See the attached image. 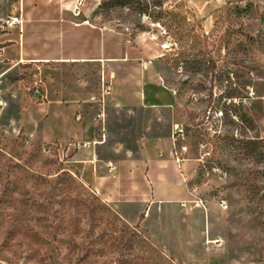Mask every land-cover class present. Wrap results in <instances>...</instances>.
Returning a JSON list of instances; mask_svg holds the SVG:
<instances>
[{
	"label": "rangeland",
	"instance_id": "1",
	"mask_svg": "<svg viewBox=\"0 0 264 264\" xmlns=\"http://www.w3.org/2000/svg\"><path fill=\"white\" fill-rule=\"evenodd\" d=\"M263 4L85 0L82 18L161 33L151 49L186 108L175 157L192 200L182 207L200 210L190 219L207 224L204 238L188 231L180 243L165 227L164 240L168 220L126 225L82 182L79 141L31 139L0 106V264H264Z\"/></svg>",
	"mask_w": 264,
	"mask_h": 264
},
{
	"label": "crops",
	"instance_id": "2",
	"mask_svg": "<svg viewBox=\"0 0 264 264\" xmlns=\"http://www.w3.org/2000/svg\"><path fill=\"white\" fill-rule=\"evenodd\" d=\"M20 14L21 25L6 24ZM150 35L75 17L60 0H0L1 108L14 110L19 131L36 141L66 147L99 140L78 151L84 185L126 225L168 220L161 224L164 240L165 227H171L186 243L188 231L203 239L207 224L190 219L200 210L184 214L192 197L175 150L176 125L186 121V108L178 78L170 76L160 51L151 49L161 33ZM102 80L110 92L100 120ZM38 81L43 98L30 92Z\"/></svg>",
	"mask_w": 264,
	"mask_h": 264
},
{
	"label": "built area",
	"instance_id": "3",
	"mask_svg": "<svg viewBox=\"0 0 264 264\" xmlns=\"http://www.w3.org/2000/svg\"><path fill=\"white\" fill-rule=\"evenodd\" d=\"M61 6L64 10H69L75 17H80L82 15V7L85 4V0H60ZM263 20H264V4H263ZM23 15L20 14L19 16H15L7 20L6 24L8 26H15V25H21L23 23ZM179 71L183 70L182 63L178 67ZM30 92L32 93L33 96L38 97V98H43L44 97V92L42 89L41 82H35L33 87L30 88ZM110 92V83L105 82V80H102V87H101V95L97 99V101L100 103L101 109L99 113L97 114V119L102 120L105 111H104V95L105 93ZM174 93L176 94L177 92L174 90ZM0 106H3V102L0 100ZM77 120L82 119V115L80 113L77 114L76 116ZM181 132L182 135H184V130L181 128L179 125H176V134L177 132ZM177 139V138H176ZM100 141L96 139L92 140H83L79 142L74 143V147L78 149L82 148H90L94 147L96 144H98Z\"/></svg>",
	"mask_w": 264,
	"mask_h": 264
},
{
	"label": "trees",
	"instance_id": "4",
	"mask_svg": "<svg viewBox=\"0 0 264 264\" xmlns=\"http://www.w3.org/2000/svg\"><path fill=\"white\" fill-rule=\"evenodd\" d=\"M140 4V3H139Z\"/></svg>",
	"mask_w": 264,
	"mask_h": 264
}]
</instances>
